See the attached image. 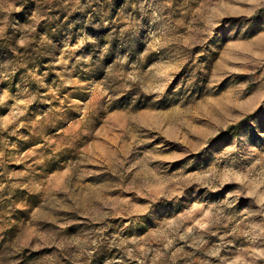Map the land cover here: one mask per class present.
Returning <instances> with one entry per match:
<instances>
[{
  "label": "rangeland",
  "instance_id": "rangeland-1",
  "mask_svg": "<svg viewBox=\"0 0 264 264\" xmlns=\"http://www.w3.org/2000/svg\"><path fill=\"white\" fill-rule=\"evenodd\" d=\"M262 8L0 0V264H264Z\"/></svg>",
  "mask_w": 264,
  "mask_h": 264
},
{
  "label": "trees",
  "instance_id": "trees-1",
  "mask_svg": "<svg viewBox=\"0 0 264 264\" xmlns=\"http://www.w3.org/2000/svg\"><path fill=\"white\" fill-rule=\"evenodd\" d=\"M263 11H264V8L260 9L258 11V13H262ZM240 126H241V123H238V124H235L233 126H230V128L228 130H225L224 132H222V134L220 136H222V135H224L226 133H229V132H231V133H238ZM214 141H216V139Z\"/></svg>",
  "mask_w": 264,
  "mask_h": 264
}]
</instances>
